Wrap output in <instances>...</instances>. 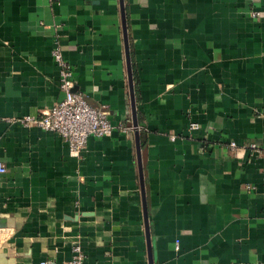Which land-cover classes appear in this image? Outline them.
<instances>
[{
	"label": "crops",
	"instance_id": "1",
	"mask_svg": "<svg viewBox=\"0 0 264 264\" xmlns=\"http://www.w3.org/2000/svg\"><path fill=\"white\" fill-rule=\"evenodd\" d=\"M123 5L137 128L119 0H0V264H264V158L228 147L264 146V0ZM55 44L120 128L77 156L21 124L64 97Z\"/></svg>",
	"mask_w": 264,
	"mask_h": 264
},
{
	"label": "built area",
	"instance_id": "2",
	"mask_svg": "<svg viewBox=\"0 0 264 264\" xmlns=\"http://www.w3.org/2000/svg\"><path fill=\"white\" fill-rule=\"evenodd\" d=\"M252 18H258V12L250 14ZM51 56L55 65L59 68L58 89L63 94V99L51 109L43 112L39 118L26 117L21 124L25 127L35 126L36 128L49 133L59 135L68 147L69 154L79 155L86 146L89 137L102 138L112 135L119 128L110 123L108 112L91 108L83 98V95L73 91V74L71 66L64 60L57 44L54 45ZM120 129V128H119ZM199 130L197 123L191 122L188 125V132L193 133ZM125 132V131H123ZM171 141L175 138L171 137ZM232 151H250L264 158V146L249 144L237 146L234 142L228 145ZM7 173V168L0 161V176ZM175 249H178L176 242ZM40 264H56L53 260H43ZM61 264H87L78 243L72 246V257Z\"/></svg>",
	"mask_w": 264,
	"mask_h": 264
},
{
	"label": "water",
	"instance_id": "3",
	"mask_svg": "<svg viewBox=\"0 0 264 264\" xmlns=\"http://www.w3.org/2000/svg\"><path fill=\"white\" fill-rule=\"evenodd\" d=\"M119 6H120V14H121V27H122V33H123L124 51H125V62H126V67H127V78H128V85H129V97H130V104H131L132 121H133L134 128H137L131 61H130V54H129V47H128L126 16H125V11H124L123 0H119ZM135 145H136L137 159H138L139 170H140V181H141V186H142L141 193H142V201H143V208H144L146 238H147V243L149 245L148 225H147L145 199H144V191H143V184H142V172H141V165H140V146H139V138H138L137 132L135 133ZM148 258H149V264H152L150 248H149Z\"/></svg>",
	"mask_w": 264,
	"mask_h": 264
}]
</instances>
